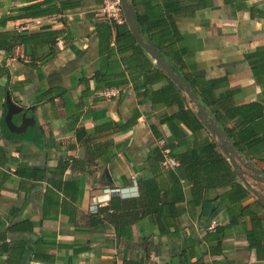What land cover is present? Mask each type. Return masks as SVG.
Masks as SVG:
<instances>
[{
  "label": "crops",
  "instance_id": "0c3cea01",
  "mask_svg": "<svg viewBox=\"0 0 264 264\" xmlns=\"http://www.w3.org/2000/svg\"><path fill=\"white\" fill-rule=\"evenodd\" d=\"M47 1L42 8L49 15L12 19L7 30L58 31L59 55L36 71L18 63L23 48L11 58L0 54L8 69L0 80V264H122L140 259V245L147 243L154 264H178L182 247L195 253L192 263L202 258L208 264H264V200L237 173L249 191L241 205L223 203L229 186L209 187L197 203L194 175L190 169L179 172L182 239L160 236L152 217L132 228V239L118 240L106 223L92 224V215L112 197L104 190L138 196L137 180L150 176L146 161L162 148V139L177 154L214 143L232 164L186 94L165 73L166 78L153 74L160 68L137 41L143 52L124 35L118 38L113 26L110 33L103 0ZM129 1L144 40L191 86L208 117L225 133L230 130L242 156L264 172V0ZM33 3L0 0V18L17 16L15 10ZM97 72L103 77L96 78ZM21 83L24 88L14 91ZM119 83L109 98L98 89ZM171 84L176 92H168ZM50 89L54 101H40ZM203 92L212 94L214 105ZM8 94L15 104L35 108L28 114L35 124L23 136L6 124ZM181 103L202 128L188 127ZM238 158L245 181L264 197V182ZM226 226L219 253L211 252L218 251V242L210 244L206 233Z\"/></svg>",
  "mask_w": 264,
  "mask_h": 264
},
{
  "label": "trees",
  "instance_id": "16d2710c",
  "mask_svg": "<svg viewBox=\"0 0 264 264\" xmlns=\"http://www.w3.org/2000/svg\"><path fill=\"white\" fill-rule=\"evenodd\" d=\"M34 3L28 6L21 7L15 11L17 16H4L0 18V54H4L5 58H11L14 55L15 49L23 48L24 56H18L16 59L18 63L29 69L36 71L40 70L43 64L51 62L59 55L58 40L60 32L51 30L50 28H42L35 32H19L16 30H7V23L12 19L23 18H39L49 15L47 9H43L48 1L39 2V0H31ZM111 21V22H110ZM137 21V20H136ZM111 26H108L111 33L113 26L117 30L118 38L121 35L126 37L128 44H133V47L139 51L141 47L136 44V41L130 32L126 22L117 24L109 20ZM111 37V36H110ZM47 49L45 52L41 49ZM6 59L0 63V80L8 75L6 67ZM149 70L152 68V63L147 59ZM157 77H165L164 72L156 70L154 72ZM103 72H97L96 78L103 77ZM123 83L119 84H103L99 85L98 89L103 92L113 89H118ZM138 89L137 86H135ZM24 85L21 83L14 88V91H21ZM175 91V87L171 84L168 92ZM55 89H50L44 92L40 101H44L46 97L51 96L49 100L54 101ZM11 94L7 95V98ZM202 97L206 98L210 105L215 104L212 94L203 92ZM211 97V100L210 98ZM175 102H180L178 95H175ZM184 103V101L181 100ZM181 103L180 115L187 116L188 121L184 118V122L188 127L199 130L202 125L198 119L192 114L190 110L183 109ZM30 109V108H28ZM34 111L35 108L31 107ZM194 130V129H193ZM195 130V131H196ZM226 133L231 138V132L227 129ZM167 143V142H166ZM239 146V143H238ZM241 146V145H240ZM171 150L168 155L179 163L176 170L166 169L162 163L164 161V151ZM175 146L171 143L166 144L162 148H154L148 155L146 167L150 170V176L146 178H139L137 180L138 196L130 198H122L121 196L112 195L110 201L106 206L99 207L95 212L91 221L92 224H108L114 227L118 240L123 238L132 239V228L144 221L148 217H152L154 225L160 236L174 235L182 239V230L179 227V219L185 214V210L178 205L184 201L182 193V184L180 182V175L183 169H190L194 177L191 181L195 189V200L197 203L203 201L204 190L209 187H231V193L222 197L223 203H238L242 204L249 196V191L238 182L236 172L229 164L226 157L219 151L214 143H208L203 148L193 149L184 154L175 153ZM252 159H257L253 157ZM258 159H262L261 157ZM208 177V178H207ZM190 180V178L188 177ZM198 191V195L196 193ZM200 194V195H199ZM242 214H239L238 219ZM238 219L232 218V223H237ZM226 227H218L214 233L207 232L205 235L206 241L218 242V251L211 250L213 253H219L221 248V239L226 237L228 230ZM145 242V240H143ZM213 244V243H212ZM142 247L143 255L140 259L130 260L125 258L122 264H154L150 261L149 243L147 245H140ZM194 252L186 250L182 247L178 264H208L202 258L197 262L192 263Z\"/></svg>",
  "mask_w": 264,
  "mask_h": 264
},
{
  "label": "water",
  "instance_id": "95a60500",
  "mask_svg": "<svg viewBox=\"0 0 264 264\" xmlns=\"http://www.w3.org/2000/svg\"><path fill=\"white\" fill-rule=\"evenodd\" d=\"M122 10L125 18V22L129 26V29L137 41V43L145 50V52L155 61L157 66L186 94L190 102L197 108L196 115L202 124L210 131V133L220 140L219 147L223 150L226 156H228L230 163L241 180H243L246 188L264 200V197L255 192L245 181L241 168L235 162V158L238 155V160L242 165L246 166L253 174V177L257 180L264 182V172L254 166L252 162L246 160L240 151L230 141L228 135L206 114L204 108L200 104L198 97L191 86L179 75L175 74L174 70L168 66L161 57V54L156 50L151 42H147L141 35L140 27L136 21L135 11L129 0H121ZM33 110L23 108L15 104L10 97L7 98L6 102V115L5 120L8 129L13 134L23 136L27 131L34 126L35 119L31 115ZM113 195L127 197L123 191H117Z\"/></svg>",
  "mask_w": 264,
  "mask_h": 264
},
{
  "label": "built area",
  "instance_id": "2783aa9c",
  "mask_svg": "<svg viewBox=\"0 0 264 264\" xmlns=\"http://www.w3.org/2000/svg\"><path fill=\"white\" fill-rule=\"evenodd\" d=\"M102 13L104 14L105 18H107L108 20H112L117 24H122L125 21L121 0H103ZM116 93H117L116 90H108V91H105L104 95L107 98H109V97L114 96ZM159 143L162 147L166 145V141L163 139L160 140ZM168 154H169L168 150H165L164 151V161L162 165L166 169H175L179 165V163L175 159L171 158ZM117 191H122V190L106 189L104 190V195L105 196L113 195Z\"/></svg>",
  "mask_w": 264,
  "mask_h": 264
}]
</instances>
